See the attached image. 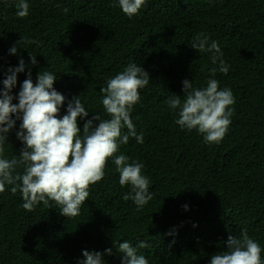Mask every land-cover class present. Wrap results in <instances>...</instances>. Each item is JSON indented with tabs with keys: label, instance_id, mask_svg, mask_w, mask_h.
Segmentation results:
<instances>
[{
	"label": "trees",
	"instance_id": "obj_1",
	"mask_svg": "<svg viewBox=\"0 0 264 264\" xmlns=\"http://www.w3.org/2000/svg\"><path fill=\"white\" fill-rule=\"evenodd\" d=\"M15 2L0 0V89L8 69L25 62L14 97L29 72L33 83L39 72L56 75L53 88L65 97L59 116L79 96L88 111L78 118L82 132L94 115L108 118L100 91L108 79L130 63L149 74L131 113L144 142L130 137L117 155L144 165L153 199L139 211L125 200L130 186H120L111 158L74 218L61 215L53 202L28 212L20 193L6 186L0 193V264H80L84 250L100 252L103 264H121L118 244L141 240L149 247L138 254L149 264H210L225 250L227 237H239L242 229L264 249V0H145L131 19L118 0H26L25 18L15 15ZM200 33L218 42L227 74L212 77L209 69L218 63L192 48ZM210 78L235 98L231 124L218 144L182 130L177 111L165 104L174 94L183 99L182 81L202 88ZM20 123L7 133L4 158L24 147L16 135Z\"/></svg>",
	"mask_w": 264,
	"mask_h": 264
},
{
	"label": "clouds",
	"instance_id": "obj_2",
	"mask_svg": "<svg viewBox=\"0 0 264 264\" xmlns=\"http://www.w3.org/2000/svg\"><path fill=\"white\" fill-rule=\"evenodd\" d=\"M118 5L129 19L139 15L145 0H118ZM15 15L25 18L29 14L26 0H16ZM67 11V9H65ZM203 33L195 37L192 48L200 53H209L212 77L217 71L227 74L229 65L223 59V53L217 41L209 43ZM18 42V41H17ZM26 43H36L27 40ZM9 53L15 55L17 47L12 46ZM31 64L37 63L35 55L30 56ZM25 62L9 68L0 89V193L6 186L11 192L20 193L21 207L31 212L36 206L49 202L60 208V214L74 218L80 214L81 206L89 196V188L105 176V167L109 158L119 173L121 187L130 186V193L124 196L131 199L137 211L142 210L153 199L149 192L151 181L142 173L144 165L130 157L117 155L121 144H127L132 137L138 144H143L144 135L137 134L131 118L134 105L141 97L150 80L149 74L136 63L128 64L121 72L106 81V87L100 89L101 103L106 119L94 115L83 124V131L78 127V118L88 116V111L79 96L67 103L66 114L59 116L65 97L54 88L56 75L39 72L33 83L29 72L14 97L11 92L17 83V74L24 72ZM219 81L210 78L206 86L194 87L189 80L182 81L183 99L180 95H171L165 101L170 110L177 111L175 123L182 130H196L203 137L205 144H218L226 135L233 115L232 105L235 98L231 89L219 87ZM18 103H12L13 99ZM15 116L16 119H13ZM20 120L17 138L24 147L18 156L4 158V144L7 133L16 120ZM93 121H98L94 126ZM127 129L124 133L123 130ZM23 168L22 172L17 169ZM185 208L187 206L185 205ZM225 250L214 254L210 264H264L260 243L250 238L247 229H242L239 237L229 235ZM149 244L141 240L136 246L129 241L118 244L117 250L123 253L121 264H149L138 249H147ZM111 253V249H106ZM84 259L80 264H103L100 252H82Z\"/></svg>",
	"mask_w": 264,
	"mask_h": 264
}]
</instances>
